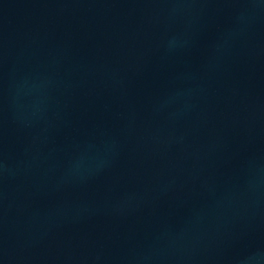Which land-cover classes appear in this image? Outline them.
Returning <instances> with one entry per match:
<instances>
[{
    "label": "water",
    "instance_id": "1",
    "mask_svg": "<svg viewBox=\"0 0 264 264\" xmlns=\"http://www.w3.org/2000/svg\"><path fill=\"white\" fill-rule=\"evenodd\" d=\"M0 264H264V0H0Z\"/></svg>",
    "mask_w": 264,
    "mask_h": 264
}]
</instances>
